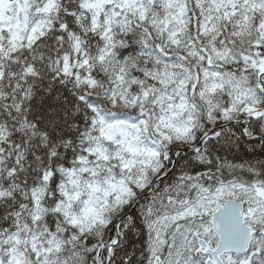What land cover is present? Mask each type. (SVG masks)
<instances>
[{"label": "snow or ice", "instance_id": "obj_1", "mask_svg": "<svg viewBox=\"0 0 264 264\" xmlns=\"http://www.w3.org/2000/svg\"><path fill=\"white\" fill-rule=\"evenodd\" d=\"M0 264H264V0H0Z\"/></svg>", "mask_w": 264, "mask_h": 264}]
</instances>
